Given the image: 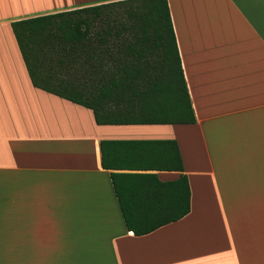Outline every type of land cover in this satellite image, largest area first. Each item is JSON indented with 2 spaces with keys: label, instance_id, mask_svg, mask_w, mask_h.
Instances as JSON below:
<instances>
[{
  "label": "crops",
  "instance_id": "obj_1",
  "mask_svg": "<svg viewBox=\"0 0 264 264\" xmlns=\"http://www.w3.org/2000/svg\"><path fill=\"white\" fill-rule=\"evenodd\" d=\"M106 1L0 0V264H264V0H167L188 124H97L31 84L9 22ZM104 139L174 140L189 211L127 230L110 172H180L119 145L104 169Z\"/></svg>",
  "mask_w": 264,
  "mask_h": 264
},
{
  "label": "trees",
  "instance_id": "obj_2",
  "mask_svg": "<svg viewBox=\"0 0 264 264\" xmlns=\"http://www.w3.org/2000/svg\"><path fill=\"white\" fill-rule=\"evenodd\" d=\"M31 84L88 108L97 124H188L195 118L181 70L167 0H111L9 22ZM129 147L139 170L110 172L125 228L134 235L181 218L189 187L172 139L100 140V164L111 147ZM124 148V149H125Z\"/></svg>",
  "mask_w": 264,
  "mask_h": 264
}]
</instances>
